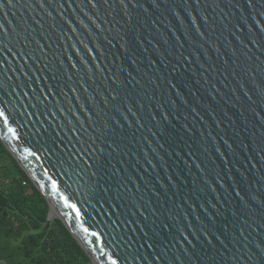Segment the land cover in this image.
I'll list each match as a JSON object with an SVG mask.
<instances>
[{
    "label": "water",
    "instance_id": "water-1",
    "mask_svg": "<svg viewBox=\"0 0 264 264\" xmlns=\"http://www.w3.org/2000/svg\"><path fill=\"white\" fill-rule=\"evenodd\" d=\"M85 4L0 0V139L50 207L23 237L264 264V0Z\"/></svg>",
    "mask_w": 264,
    "mask_h": 264
},
{
    "label": "trees",
    "instance_id": "trees-1",
    "mask_svg": "<svg viewBox=\"0 0 264 264\" xmlns=\"http://www.w3.org/2000/svg\"><path fill=\"white\" fill-rule=\"evenodd\" d=\"M47 199L0 139V264H93L61 220L38 230L49 214Z\"/></svg>",
    "mask_w": 264,
    "mask_h": 264
},
{
    "label": "snow or ice",
    "instance_id": "snow-or-ice-1",
    "mask_svg": "<svg viewBox=\"0 0 264 264\" xmlns=\"http://www.w3.org/2000/svg\"><path fill=\"white\" fill-rule=\"evenodd\" d=\"M9 2H11V0H9ZM69 2H71L72 3V0H69ZM82 2H84L85 3V0H82ZM89 3H91V0H87V4H89ZM87 4H85L86 6H87ZM61 8L62 9H64V4H62L61 5ZM85 16H87V14H84ZM90 21H91V18H88ZM69 22H71V20L69 19ZM72 23V22H71ZM79 23H80V25H81V27H83L86 31H88V33H90V29H88V27H87V25H85L84 23H83V21L82 20H80L79 21ZM0 27H3V25H0ZM85 41L84 40H81L80 41V43H84ZM0 117H4L5 118V121L7 120V118H6V116H5V112H4V110L3 109H0ZM54 184H55V182H53ZM73 207H75L74 205H73ZM79 210L77 209V212H78Z\"/></svg>",
    "mask_w": 264,
    "mask_h": 264
},
{
    "label": "bare ground",
    "instance_id": "bare-ground-1",
    "mask_svg": "<svg viewBox=\"0 0 264 264\" xmlns=\"http://www.w3.org/2000/svg\"><path fill=\"white\" fill-rule=\"evenodd\" d=\"M51 216H52V217H55V216H56V212H55L54 209H52V211H51Z\"/></svg>",
    "mask_w": 264,
    "mask_h": 264
}]
</instances>
